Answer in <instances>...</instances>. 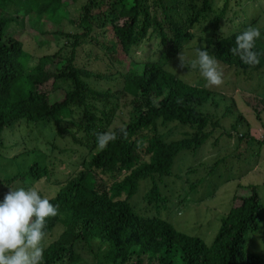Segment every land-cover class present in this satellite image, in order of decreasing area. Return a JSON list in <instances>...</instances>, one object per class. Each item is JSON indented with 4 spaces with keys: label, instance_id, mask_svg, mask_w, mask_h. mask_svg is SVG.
I'll list each match as a JSON object with an SVG mask.
<instances>
[{
    "label": "trees",
    "instance_id": "1",
    "mask_svg": "<svg viewBox=\"0 0 264 264\" xmlns=\"http://www.w3.org/2000/svg\"><path fill=\"white\" fill-rule=\"evenodd\" d=\"M9 1L0 0V145L2 131L15 122L51 120L58 135L65 130L72 141L87 149L81 168L59 182L55 194L48 197L53 205H58L59 215L48 218L46 236L52 235L58 226L61 231L46 244L43 264H76L79 259L76 245L83 243L89 247L95 242L105 245L102 255L108 264H264V253L246 252L244 247L247 232L256 230L259 225L261 205L254 185H248L250 194L238 196L239 203L231 205L218 219L217 230L208 243L196 235L176 231L161 217L136 212L128 201L138 181L148 178L150 187L145 200L154 201V206L164 201L154 176L169 174L173 158L180 151L191 150L193 154L197 151L194 149L205 138L201 131L209 123L208 111L204 113L200 109H207L210 104L218 107L225 95L190 84L164 70L160 58L146 60L136 70L130 68L122 74L124 91L130 96L129 114L125 122L112 129L117 139L98 152L96 134L104 131L102 118L85 107L89 96L101 99L102 94L88 88L87 71L73 65L72 50L66 66L57 71L44 69L55 53L42 55L29 66L30 56L18 36H5L6 25L14 20L2 15V5ZM210 1L202 0L201 6L186 16L184 23L171 13L173 7L164 0L157 2L162 18L149 11L145 0H112L109 8L98 4L92 10L94 0H85L80 5L83 16L78 23L85 26L88 18L96 25L108 23L111 33L105 45L113 59L127 58L130 49L154 35L164 58L172 60L189 40L192 25L202 13L211 10ZM255 1L259 7L252 16L228 33L215 32L214 38L199 42L209 44H197L196 49H207L220 64L240 70L246 74V79L254 78L256 87H260L264 77V49L258 40L254 51L260 54V63L254 67L244 64L229 51L235 46L236 35L249 26L264 25V5L261 0ZM26 2L36 16L52 19L60 16L61 0ZM226 5L225 2L221 12ZM242 13L245 15L246 10L242 9ZM55 89H62L63 97L49 103L48 95ZM104 99L107 101L106 95ZM228 102L223 104L224 115L232 117L236 104L232 98ZM75 108L82 109L79 123L72 125L75 130L66 129L61 122H71ZM112 116L111 108L109 119ZM233 117L231 129L237 130L244 117L240 113ZM169 124L192 127L194 139H166L160 129ZM120 128L126 129V136L120 133ZM247 129L249 123H246ZM82 130V136H75V132ZM19 171L0 182L10 183L21 177L39 180L49 175L48 166L37 160Z\"/></svg>",
    "mask_w": 264,
    "mask_h": 264
},
{
    "label": "rangeland",
    "instance_id": "2",
    "mask_svg": "<svg viewBox=\"0 0 264 264\" xmlns=\"http://www.w3.org/2000/svg\"><path fill=\"white\" fill-rule=\"evenodd\" d=\"M84 1L61 0L60 16L52 19L45 15L36 16L26 0H11L2 5V15L14 18L6 25L5 36H18L22 48L30 56L27 62L29 66L34 64L38 57L55 53L51 62L44 66L47 71L64 68L72 50L73 65L87 71L85 81L89 84L88 88L102 94L101 99L89 96L85 108L102 118L104 131L112 130L127 120L130 96L124 91L122 74L130 68L136 70L146 60L160 58L163 69L177 74L182 80L222 92L225 99L218 107L210 104L207 109H200L204 113L208 111L206 114L209 123L201 131L205 138L201 145L194 149L197 151L194 154L191 150L180 151L173 158L169 174L154 176L158 193L164 201L154 206V201L145 200L144 196L150 187L149 178L138 181L136 190L128 201L136 212L161 217L170 222L176 231L196 235L208 243L217 230L218 219L231 205L239 203L238 196L250 194L248 185H254L261 205L259 225L256 230L247 232L244 247L246 252L264 253V77L261 79L262 85L256 87L254 78L246 79V74L240 70L219 63L223 69L224 83L218 87H209L198 69L178 66L179 52L183 51L190 59H194L196 45L209 44L207 41L199 42L214 38L215 32L228 33L249 15L252 16L259 3L255 0H211V10L202 13L190 28L189 40L182 45L172 60H167L154 35H149L139 45L130 49L127 58L113 59L106 51L105 45L111 33L108 23L100 22L96 25L90 18L85 26L78 23L83 16L80 7ZM110 2L112 0H94L95 4L90 6V10L98 4L109 8ZM157 2L158 0H145L149 11L156 12L157 18H162ZM164 2L173 7L171 13L176 18L186 23V16L193 14L194 10L201 6L202 0ZM225 2L227 5L221 12ZM261 2L264 5V0ZM191 4L195 7L192 8ZM242 9L246 10L245 15ZM255 27L261 30L264 25L258 23ZM258 42L264 49V32ZM105 95L107 101L104 99ZM62 97V89H55L48 95V102L59 101ZM229 98L236 104L232 109L233 115L240 113L245 119L238 123L237 130L231 129L233 115H224L223 104L230 103ZM111 108L113 116L109 119ZM73 111L71 122H61V126L66 129L75 130L72 125L79 123L82 109L75 108ZM246 123H249L247 131ZM64 131L58 135L51 120L37 123L20 120L2 131L0 180L13 176L18 170H24L32 160L45 163L49 175L39 180L21 177L10 183L0 182V201L10 190L9 187L15 189L35 186L42 196H53L59 182L81 168L87 149L84 145L72 141ZM160 132L166 139L176 137L175 139L184 140L194 139L192 136L195 130L189 126L182 128L169 124L162 127ZM83 133V130L75 132V136H82ZM143 158L145 159V156ZM60 231L58 226L54 228L52 235L46 236L45 247ZM76 248L79 253L76 264H95L97 261L98 264H108L102 255L105 245L95 242L88 247L82 243L77 244Z\"/></svg>",
    "mask_w": 264,
    "mask_h": 264
},
{
    "label": "clouds",
    "instance_id": "3",
    "mask_svg": "<svg viewBox=\"0 0 264 264\" xmlns=\"http://www.w3.org/2000/svg\"><path fill=\"white\" fill-rule=\"evenodd\" d=\"M261 36L259 27H247L236 35L235 46L229 49L230 53L238 56L244 64L258 65L260 54L254 48ZM178 60L180 68L198 69L207 86L218 87L224 83L223 69L207 49L197 48L194 59L181 51ZM120 133L127 135L125 128H120ZM116 139L117 133L113 130L97 133L98 152ZM9 189L0 201V264H43L47 220L59 215L58 205L42 196L35 186Z\"/></svg>",
    "mask_w": 264,
    "mask_h": 264
}]
</instances>
